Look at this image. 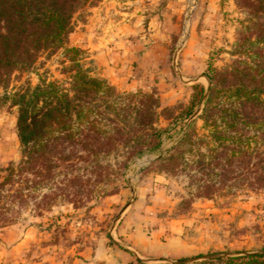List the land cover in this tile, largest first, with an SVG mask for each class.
<instances>
[{"label": "rangeland", "instance_id": "1", "mask_svg": "<svg viewBox=\"0 0 264 264\" xmlns=\"http://www.w3.org/2000/svg\"><path fill=\"white\" fill-rule=\"evenodd\" d=\"M244 17L235 0H98L73 15L65 46L83 52L92 77L118 94L156 96L159 144L129 159L101 155L98 167L75 157L51 174L9 177L21 160L16 108L1 105L0 264H170L264 253V190L224 194L219 168L202 177L198 153L212 166L207 150L216 143L199 118L202 102L187 115L193 87L206 93L210 70L223 72L237 58ZM60 53H42L32 69L11 74L7 92L40 78L63 81ZM188 129L207 145L195 141L187 166L168 171L157 159ZM210 179L217 184L205 195L199 186Z\"/></svg>", "mask_w": 264, "mask_h": 264}, {"label": "trees", "instance_id": "2", "mask_svg": "<svg viewBox=\"0 0 264 264\" xmlns=\"http://www.w3.org/2000/svg\"><path fill=\"white\" fill-rule=\"evenodd\" d=\"M98 0H0V106L16 108L15 131L21 160L9 177L52 170L70 158L98 167L97 159L108 153L129 159L159 144L154 128L158 101L154 94H118L104 80L92 77L83 52L66 47L73 15ZM245 17L237 30L235 55L223 72L210 70L204 93L193 87L187 115L202 102L199 115L210 128L216 146L209 148L211 164L197 163L202 177L215 169L223 180L224 194L231 189L264 190V0H235ZM61 50V82L38 79L7 92L14 72H27L42 53L49 57ZM197 141L206 136L191 129L166 158L157 159L173 171ZM206 143V144H205ZM81 152L82 156L78 153ZM78 154V155H77ZM217 184L201 180L202 193ZM179 259L170 264H264V253ZM139 264L140 262L137 261Z\"/></svg>", "mask_w": 264, "mask_h": 264}, {"label": "crops", "instance_id": "3", "mask_svg": "<svg viewBox=\"0 0 264 264\" xmlns=\"http://www.w3.org/2000/svg\"><path fill=\"white\" fill-rule=\"evenodd\" d=\"M136 260H138V259H136ZM139 261V260H138Z\"/></svg>", "mask_w": 264, "mask_h": 264}]
</instances>
